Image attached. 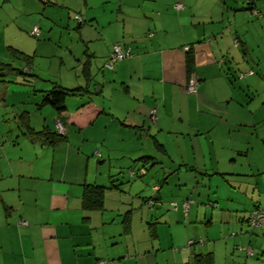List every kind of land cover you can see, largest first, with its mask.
<instances>
[{"label":"crops","instance_id":"crops-1","mask_svg":"<svg viewBox=\"0 0 264 264\" xmlns=\"http://www.w3.org/2000/svg\"><path fill=\"white\" fill-rule=\"evenodd\" d=\"M252 6L263 10L264 0H119L115 29H99L94 14L89 24L77 22L76 50H67V62L60 57L56 81L36 59L38 49L7 46L22 63L18 69H30L0 77L4 105L22 137L16 144L29 145L19 160L43 158L32 170L0 177V258L8 251L15 256L9 264H196L195 254L209 253L218 264L220 243L227 245L222 234L233 226V248L252 242L264 264V226H246L249 211L264 207V19ZM115 43L133 55L109 67ZM185 45L194 52L197 95L184 89ZM11 48L28 54L29 63ZM57 85L87 87L84 95L65 97L69 110L88 99L93 104L64 123L65 140L50 143L34 132L56 131L57 113L43 99ZM162 156L164 186L155 190L159 179L151 171ZM142 157L150 170L134 177L129 168ZM201 175L225 181L213 199L205 194L214 208L200 203L187 214L161 212L169 199L200 196ZM171 179L174 187L166 190ZM84 182L107 186L102 209H82ZM150 196L161 204L149 207Z\"/></svg>","mask_w":264,"mask_h":264},{"label":"rangeland","instance_id":"rangeland-1","mask_svg":"<svg viewBox=\"0 0 264 264\" xmlns=\"http://www.w3.org/2000/svg\"><path fill=\"white\" fill-rule=\"evenodd\" d=\"M30 3L25 6L24 4L22 5V1L16 2L13 0H0V59L2 61H10L13 67L20 68L23 67L21 61L12 58L10 52L6 51L7 46L11 45L13 47L16 46L25 49L27 48L31 51L36 48L38 49L36 59L40 60V62L44 65L45 72L51 73H46L48 77H51V80L56 81V79L58 80L62 78L59 76L60 71H58L57 67L60 57H63L65 62H67V50L72 49L73 52L76 50L75 45L77 44L76 39L78 33L75 30V27L77 25V21L74 18L75 15H79L82 18V21H87L86 24L90 23L88 22L91 17L90 15H96L99 29H103L106 32H109V30L111 29H115L117 25L116 12L119 0H86V14H84L85 10H82V6H84L85 4L84 0H56L55 4L51 5H43L42 2H37V7L33 3ZM120 22L121 21H119V23ZM33 26H37L39 28V36L31 35L30 31L32 30ZM2 55H4L5 57H3ZM35 63L37 65V61H35ZM64 68L65 67H62L61 75H65L66 73V69ZM12 73L13 74H7L9 77L6 79L9 80L11 76L16 78L18 76H22L18 73H15V71H13ZM29 76L27 77L29 78ZM1 82L0 177L9 176L8 178H10L11 173L16 171L20 167H22L26 171L32 170L35 166L41 163V159L43 157L39 158L38 160H19V153L21 152V148L26 149L25 146L29 145H26V143L23 142L20 146L19 144H16V140L21 139L22 137H17L19 131L17 125L13 123V116H11L9 113V111L12 110L11 107H9L8 110V107L4 105L2 95L3 93L5 95V90L7 88L5 84ZM45 84L46 85H44V87H49L51 89L50 82L47 81V83ZM12 86H15V84L12 83ZM13 89L15 88L11 87L10 91H12ZM18 97L19 96H17V98ZM10 99L11 98H9V100ZM44 159L46 158L44 157ZM160 160H162L163 163H157V168H154L151 171V174L155 177L158 176V185L162 184V186H164L163 177L166 176L168 164L166 163V157L162 156ZM222 165L223 167H225L226 163ZM227 167L228 169L230 168L229 165H227ZM148 169L150 170L149 165ZM234 169L236 171L239 170L238 167H234ZM45 170L46 167H44V171ZM212 170L214 171L215 168H212ZM208 172H210V170H208ZM221 176L222 175H208L206 177L205 175L200 176L201 181H199L198 190H201L202 194L199 196L198 192L191 193L189 198H192L196 201V203L192 204V207L196 206L197 204L201 205L203 203H207V194L210 195V200L213 199L212 196L215 192L214 190L221 189L222 185L225 182L223 181V178H221ZM204 177L205 181L202 179ZM168 185L169 186L166 188V190H168L169 187H174L172 179L169 181ZM168 201H171V199L167 200V202H165L161 207L162 213H167L171 210L168 206ZM167 209L168 211H166ZM232 231H238L237 227L232 226L226 228L225 232L222 234L224 240L227 242V245L225 246L224 241L220 243L222 249L220 250V252H218V264H263V261L259 260L261 256L260 253H258V255L255 254L254 256H246L243 251H238V249L236 250L233 248V244L231 245V243L232 241H235V237L231 235ZM245 244H250V242H247ZM251 244L253 243L251 242ZM13 257L15 256H10L9 252L5 251V254H2V258H0V261L5 260L9 264V258Z\"/></svg>","mask_w":264,"mask_h":264},{"label":"trees","instance_id":"trees-1","mask_svg":"<svg viewBox=\"0 0 264 264\" xmlns=\"http://www.w3.org/2000/svg\"><path fill=\"white\" fill-rule=\"evenodd\" d=\"M253 8H256V7L255 6L250 7V12ZM256 17H258V16H256ZM80 24H81V22H78V26H80ZM184 49L186 50L185 68H186L187 81H188L191 74L196 75L195 74V59H194V52H193V49L191 48V46L185 45ZM11 52L15 57L25 59L27 61V63H29L30 56L28 54H25L24 52L17 50L15 48H11ZM132 55H133V52L131 50V55L129 57H131ZM129 57H127V58H129ZM127 58H125V59H127ZM125 59H123V60H125ZM120 61H122V60H120ZM13 70H16V72L18 74H24L25 75L28 73V71L30 69L26 68L24 71V70L12 67V65L9 63H5V62L0 61V77H3L4 73H6L8 71H13ZM247 73H253V71L248 70ZM187 81H186V83H187ZM86 88H87L86 86L82 87V88L78 87V86L74 87V88H65V87H60V86H58L57 88L54 87L53 90L47 91L44 94L43 101L45 103L50 104L55 109L57 116H58V121H60L64 125L65 122H73L75 120V118L83 115L82 109H83L84 105L93 104L92 100L88 99L85 102H83L75 110H69L65 105V97L67 95H84V92L87 91ZM197 90H198V85H197ZM186 93L192 94V95L198 94V92L190 93L187 91H186ZM155 117H156V115H155ZM150 118H151V116H150ZM151 122H155V119L154 120L151 119ZM64 128H65V126H64ZM34 133L37 135L43 136L44 139L46 141H49L50 143H57V142H61V141L65 140V134L58 132L57 128H56L55 132L44 130V131H37ZM140 160L142 161L141 165H139L138 167L129 168V173L134 177L143 176L149 170L148 165H150V164H146L148 158L142 157V158H140ZM161 185L162 184H159L157 186H154L153 188L155 190H158ZM82 186H83L82 187V193H81L82 209H84L86 211L102 209V207L104 205V196H105V191H106L107 186L104 184H100V183H90V182H84L82 184ZM187 201L189 202V206H188L187 211H185L183 209V203L187 202ZM161 202H162V200L160 201V199H158L154 196H150L146 200V203L148 204L149 207L154 206L155 203L161 204ZM168 202H169L168 206L171 210L181 209L184 212V214H187L190 206L192 204H194L195 200L187 197L181 201L171 200ZM173 204H175V208H173V206H174ZM206 205L208 207H212V208H214L216 206V204L214 202H212V203L209 202ZM263 208L264 207H262V206H255L254 208H252L249 211V213L247 214V217H246V224H247L246 226L248 227V230L249 229L252 230L253 228L259 227V226H264V223L260 224V225H251V223H250V218H251L252 212L256 209H263ZM21 220H23V219H21ZM21 220H20V224H22V225L28 224L26 220H23L26 223H21ZM245 247H251L252 248V254L251 255L247 254L246 249H244ZM237 249L239 251H243L246 256H253V254H254L253 247L250 244L238 246ZM210 256H211V254H209V253H207V254H195V262H196V264H211V257Z\"/></svg>","mask_w":264,"mask_h":264},{"label":"built area","instance_id":"built-area-1","mask_svg":"<svg viewBox=\"0 0 264 264\" xmlns=\"http://www.w3.org/2000/svg\"><path fill=\"white\" fill-rule=\"evenodd\" d=\"M176 7L180 8V7H182V5L180 3H177ZM251 13L255 16H261L264 18V8H263V10L253 8L251 10ZM74 18L77 22L82 21V18L79 15H75ZM31 34L34 36H38L40 34L39 28L37 26H33L32 30H31ZM130 55H131V48L129 46H124L122 44L115 43V44H113V46L111 48V51L109 53V58L107 60L106 65L110 67L113 64H115L116 62L123 60V59L129 57ZM197 85H198L197 76L194 74H191L187 83L185 84L184 88L187 92L196 93L197 92ZM150 115H151V119L154 120L155 115H156V108H152L150 110ZM56 128H57L58 132H60V133H63L65 130L64 125L60 121L56 122ZM173 205H174L173 208H175V204H173ZM188 206H189L188 201L183 203V209L185 211H187ZM21 223H26V222L21 220ZM250 223H251V225H260V224L264 223V208L263 209H256L252 212L251 218H250ZM244 249H246L248 255L252 254V248L251 247H245Z\"/></svg>","mask_w":264,"mask_h":264}]
</instances>
